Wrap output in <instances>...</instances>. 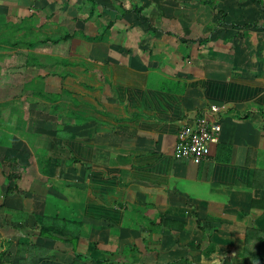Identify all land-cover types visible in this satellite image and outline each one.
I'll return each instance as SVG.
<instances>
[{"label":"crops","instance_id":"0c3cea01","mask_svg":"<svg viewBox=\"0 0 264 264\" xmlns=\"http://www.w3.org/2000/svg\"><path fill=\"white\" fill-rule=\"evenodd\" d=\"M150 1L97 0L100 18L87 19L83 0H0L7 25L34 10L30 39L58 13L73 36L1 44L24 79L19 92L0 83L12 132L0 161L14 156L26 173L8 184L0 164V264H264V0H215L220 11L211 0ZM133 6L157 30L117 16ZM109 22L101 38L84 37ZM51 55L66 76L43 61ZM53 95L76 117L60 131ZM203 116L220 124L218 143L200 163L176 159L179 130ZM41 225L63 236L42 237Z\"/></svg>","mask_w":264,"mask_h":264},{"label":"rangeland","instance_id":"374dc122","mask_svg":"<svg viewBox=\"0 0 264 264\" xmlns=\"http://www.w3.org/2000/svg\"><path fill=\"white\" fill-rule=\"evenodd\" d=\"M8 1V0H7ZM150 1V0H149ZM218 1V0H216ZM215 0H213V2L215 3L216 2ZM140 2H146V0H140ZM151 2V1H150ZM211 2V1H210ZM209 2V3H210ZM217 3V2H216ZM145 4V3H144ZM147 5V4H145ZM220 6V4H219ZM138 8H144L143 6H138ZM155 10V9H154ZM34 10L33 9H30L29 7L25 10H22L19 14H16V12L13 14V16H10V20L11 19H18L20 18L21 21L20 23L19 22H13V23H9V25L6 24V22H9V19H7V16H4L3 13L0 12V44H4V41L6 43H8V45L4 44L3 48H6L8 49L9 45H15L16 48H18L19 50H23V49H26L21 43L24 42V41H31V42H38V40H47L53 36H60V35H64L65 33H67L69 31V27L68 25L67 26H64V23L63 20H64V17L60 15V13L56 14V16L54 17H50L48 18V20H46V22L52 24L51 27H47L48 29L46 31H43V32H39L38 34H35V36L32 38L31 36V39H28V38H23V37H26V36H29V35H34V34H26V32H29V26L31 25L29 23V21L32 23V20H29L32 15L31 14H35V12H33ZM37 12H39V10L36 9ZM78 11L81 12V11H84V12H88L90 13V10L86 8V5H83V6H80L78 8ZM95 15L93 16V18L95 17V19H99L100 17L98 16V12L96 11L95 9ZM151 12V11H150ZM148 12V13H150ZM63 14V13H62ZM59 15V16H57ZM149 15V14H148ZM220 20H222L221 18H219ZM44 21V20H43ZM214 22H216V20H214ZM22 26L21 29H18ZM46 26V24L44 25ZM3 27V29L1 28ZM211 27H212V31L215 30V28L217 27L216 24H210L209 27H207V30L208 31H211ZM17 29V30H16ZM50 29L49 33H47V31ZM21 33L20 37H16V35L18 33ZM100 32H103V29L99 30L98 33ZM49 34H51L52 36H50ZM114 34H116V32L114 31ZM86 39L90 40L88 36H84ZM48 43V42H47ZM12 46H10L9 49H11ZM54 52L55 51H58L62 48V46H53L52 47ZM2 50V45L0 47V51ZM3 58V57H2ZM2 61V62H1ZM43 61L47 62V63H53V65L56 66V70L57 72L62 76H66L67 74V68L64 67V60L62 58H55L53 55L49 56V57H46L43 59ZM8 64L6 67V70H4L2 64ZM15 63V65H12L11 64V60H10V57H7L5 59H1L0 57V83H3L5 82L6 86L8 87H15L14 90H11L10 88H8L9 91H15V92H19L20 91V81H22L24 79V71L23 70H20L21 71V76L17 75L16 72H13V70L15 69H19V67L17 66V64H19L18 62H13ZM11 65V66H9ZM15 68V69H14ZM3 81V82H1ZM14 85V86H13ZM42 88H39L38 90H40ZM8 90H3L2 87H0V100L1 98L3 97V95H6V93H9ZM5 93H3V92ZM22 91V89H21ZM64 110H66V107H64V105H61L59 106V109L57 111V114L58 116L61 117V120L58 121V124L57 125V130L60 131L62 128H63V125L66 126V124L70 121H66V120H62V117L65 116H68V117H75L73 116V114H68L66 115V113L64 112ZM62 114V116H61ZM76 118V117H75ZM77 121V119H76ZM7 122L3 121V118L0 119V143H3L2 146L5 147V150L3 149L4 152H6L7 149H9L10 147H12L10 144H9V141L12 137V132L11 130H9L7 128ZM7 129V130H6ZM177 141V140H176ZM176 144V143H175ZM40 150H37L36 152H38ZM7 153V152H6ZM46 153L43 152V151H40V155L41 156H44ZM13 157V156H12ZM40 158V157H39ZM74 164L76 163L75 161H69L68 163L66 164ZM8 166L10 167V165L8 164ZM1 167H6V165H2ZM8 168V167H6ZM9 169V168H8ZM7 176V175H6ZM73 188H75V186H73ZM264 236V234H262Z\"/></svg>","mask_w":264,"mask_h":264},{"label":"trees","instance_id":"16d2710c","mask_svg":"<svg viewBox=\"0 0 264 264\" xmlns=\"http://www.w3.org/2000/svg\"><path fill=\"white\" fill-rule=\"evenodd\" d=\"M83 1H84L85 4H89L90 7H92L90 9V13H89V16L87 18V19H91L94 16V14H95L94 11H95V9L97 7L98 2H97V0H83ZM251 1L253 3H259V4L260 3H263V0H251ZM206 3L209 4V5H211L212 9H214L216 11L217 10L220 11L218 9V7H217L216 2L214 3L213 0H211L210 3L209 2H206ZM142 11H143V8H138L137 6H133L131 10H125L123 7H119L117 9V12H118V15L117 16L120 17V16H123L125 13L134 12L140 19L145 20V21H147L149 23V32H154L155 30H157L156 28H154V26H152L150 19L147 18V16H145V15L142 14ZM223 16H224V14H223ZM221 24H224V21L223 20H221L219 22V25H221ZM251 25L252 24L246 25L245 27H250ZM112 27H113V22H109L108 25H106L103 28V32L98 33V36L89 37V39L90 40H96V39L101 38V36H103V34L106 33ZM21 28H22V26L20 28H18V29H21ZM26 34H29V33L26 32ZM70 37H73V36L69 32H67L64 35L53 36V37H51V38H49L47 40H42V41H44V42H51L53 44H57V43H60L62 41L68 40ZM23 38L24 39L25 38L30 39L29 36H26V37H23ZM181 40L182 41H185V42L188 41V40H184V39H181ZM204 41H205V39H199L198 40V42H204ZM4 43H6V42L4 41ZM34 43L35 44H38L36 42H31V41H24L21 44L26 49H31V48H33L35 46ZM1 44H0V47H1ZM28 60H29V57L27 55V57L25 59V64L22 66L23 69H26L27 66H30L28 64ZM63 98H64V96H61V95H53L52 96V102H54V104L52 106V112L54 111L55 113H57V110L59 109V106H61L60 104H58V101H60ZM64 112L66 113V115H68V114H71L72 115L73 114V112L70 109H68L67 107H66V110H64ZM0 164L1 165H6V167L9 168V170H8V172L6 174L7 175L6 176V181H7L8 184L9 183L11 184V182H13V183L19 182V180H21L24 177L25 173H26V168L23 167V166H20L19 163H18V159L16 157H14V156L13 157L12 156H6L4 159H2L0 161ZM8 164L10 165V167L8 166ZM47 164H49V163H47ZM44 175H47V171L46 170H44ZM5 193L7 195L14 194V193H17V194H21L22 195V191L20 189H18L16 186L13 187L11 185H9L6 188ZM53 226H54V229L52 228ZM53 226L50 227V226H42L41 225L40 235L42 237H51L50 234H52V232H53V233L57 234L58 236L62 237L63 236V231H60L59 230L58 232H60V233H56V229H55L56 227H55V225H53ZM64 231H65V229H64ZM64 234H65V232H64ZM247 260L248 259H245L244 264H250V262L252 263V261L248 262ZM96 264H106V263L96 262ZM107 264H109V263H107Z\"/></svg>","mask_w":264,"mask_h":264},{"label":"built area","instance_id":"2783aa9c","mask_svg":"<svg viewBox=\"0 0 264 264\" xmlns=\"http://www.w3.org/2000/svg\"><path fill=\"white\" fill-rule=\"evenodd\" d=\"M211 110L218 111L215 106H212ZM220 132V124L208 120L205 116L198 118L195 125L183 126L177 134L174 157L200 163L209 157L211 146L219 141Z\"/></svg>","mask_w":264,"mask_h":264}]
</instances>
